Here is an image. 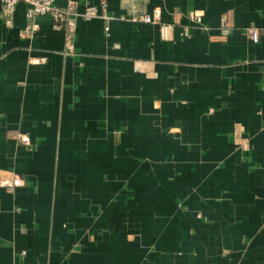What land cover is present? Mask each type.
<instances>
[{
	"label": "crops",
	"instance_id": "crops-1",
	"mask_svg": "<svg viewBox=\"0 0 264 264\" xmlns=\"http://www.w3.org/2000/svg\"><path fill=\"white\" fill-rule=\"evenodd\" d=\"M78 2L0 0V264H264V0Z\"/></svg>",
	"mask_w": 264,
	"mask_h": 264
},
{
	"label": "built area",
	"instance_id": "built-area-1",
	"mask_svg": "<svg viewBox=\"0 0 264 264\" xmlns=\"http://www.w3.org/2000/svg\"><path fill=\"white\" fill-rule=\"evenodd\" d=\"M58 0H1V13L5 20L10 23L13 20L16 6L19 2L28 5L26 16L29 19L23 32L33 33L39 28V24L35 21L38 15L49 14L53 19L54 27L61 28L65 33V48L68 53L75 51L74 34L77 28L79 18L91 20L96 17H107L99 11V6L95 4H87L83 9L79 8L78 0H67L65 5L57 3ZM101 5H106V0H101ZM160 10H154L153 14H142L138 16L139 20L146 22H157L160 18ZM195 21L201 23L202 15L198 14ZM108 28V26L106 27ZM251 40L258 42L260 32L258 28L250 26L246 29ZM18 184L20 180L15 178L13 181Z\"/></svg>",
	"mask_w": 264,
	"mask_h": 264
}]
</instances>
